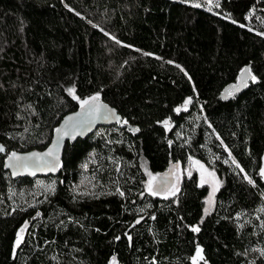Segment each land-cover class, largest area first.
<instances>
[{"label":"trees","instance_id":"1","mask_svg":"<svg viewBox=\"0 0 264 264\" xmlns=\"http://www.w3.org/2000/svg\"><path fill=\"white\" fill-rule=\"evenodd\" d=\"M246 67L257 82L225 98ZM69 89L128 123L12 179L3 159L47 146ZM0 147V264H264V0H0ZM190 160L222 179L208 214L194 170L146 190Z\"/></svg>","mask_w":264,"mask_h":264},{"label":"snow or ice","instance_id":"2","mask_svg":"<svg viewBox=\"0 0 264 264\" xmlns=\"http://www.w3.org/2000/svg\"><path fill=\"white\" fill-rule=\"evenodd\" d=\"M193 7H199V4H193ZM117 43H120L119 41H116ZM145 55H148V53H145ZM179 67V65H177ZM183 71V69H181ZM187 75V73H185ZM241 76L244 77V80L242 81L243 86H247V80L250 79L252 82H257V77L252 74L251 70L248 68H245L243 72L241 73ZM238 90V87L237 89ZM70 94H72L73 99H76L79 103L80 112L77 114L76 117H69L65 123L64 128H56L55 132L57 133V140L52 148H50L46 153L43 155L40 154H32L28 157H21L18 156L16 153H12L10 159L14 160L16 163L14 165H11L13 167H18L22 169H29V168H47L50 171H55L60 165H59V155H58V148L60 143L64 140L65 137H70L71 139H75L76 136L82 135L84 132L91 130L95 122L99 119L108 120L109 118H114L118 123H121L123 125H126L128 122L126 120L121 121V118L116 114V112L112 109H109L107 105L100 103V95L96 94L86 99L78 98L74 94V90L69 89ZM225 98L230 97L233 95V90H225ZM191 98H188L184 103V110H187V105L190 104ZM175 111L179 113L181 111V108H176ZM167 124V121L164 122ZM0 151H3V148L0 147ZM196 163H199L198 161ZM235 163V161H233ZM237 167H240L238 164ZM203 168V165L200 166ZM243 171V169H241ZM150 176L149 181L147 182V191L151 195H158V194H171L175 195V192L173 189L176 187L174 184H171L169 182V179L167 176L159 178V185L157 186V177L152 175L151 173L148 174ZM209 175H212V173H209ZM260 176L264 178V169L260 171ZM248 179L249 183H252L254 185V181L251 180L248 177H245ZM49 190H54L52 186H49ZM119 191V189H117ZM120 195H123L121 192ZM165 198H167V195H165ZM207 211V209H206ZM139 223V221H137ZM27 225L22 227L20 229V232L23 233ZM193 232H198V227L192 228ZM20 239L17 240V245H19ZM197 256L200 255V249H197ZM201 259L203 257H200ZM113 264H115V258H113ZM192 264H196V258L193 257Z\"/></svg>","mask_w":264,"mask_h":264},{"label":"water","instance_id":"3","mask_svg":"<svg viewBox=\"0 0 264 264\" xmlns=\"http://www.w3.org/2000/svg\"><path fill=\"white\" fill-rule=\"evenodd\" d=\"M248 68V67H246ZM244 70V69H243ZM242 70V72H243ZM240 77V78H239ZM244 80V77H242L241 75L238 76V81L235 84H231L229 86H227L224 90L222 95L225 96V90H233V94L238 92L239 90H241V88H243V84L242 81ZM238 87V90H236ZM100 103L107 105V107L109 109H112L116 112V114L118 115L117 111L115 108L111 107L110 105H108L107 103L103 102L102 99H100ZM80 107L78 106L76 110L67 113L66 115L61 117V120L59 121V123L57 124V126L54 128V130H52V136L51 139L49 141V143H47V146L42 149V150H30V151H25V152H14L16 153L18 156L21 157H28L31 156L32 154H40L43 155L44 153H46L50 148L53 147V145L55 144L56 140H57V133L55 132L56 128H64V123L65 121L69 118V117H76L77 114L80 112ZM120 118L121 116L118 115ZM114 124H119L114 118H109L108 120H104V119H99L95 122V124L93 125V127L91 128V130L84 132L82 135H78L76 136L75 139H71L70 137H65L64 140L60 143L59 148H58V155H59V165L61 164V159H62V154H63V149L65 146V143L67 142H75L78 138L80 139H85L87 136H89L90 134H92L95 129H97L98 127H102V126H111ZM13 152L9 153L7 155V157H5L4 162H3V168L5 171H7V173L10 174L12 179H18V178H29V179H34V178H38V177H47V176H55L59 173V169L60 166L55 170V171H50L47 168H29V169H22V168H18V167H13L11 165H14L16 162L14 160H11V154ZM169 166V165H168ZM170 168V166L168 167V169ZM163 173V172H162ZM161 174V173H160Z\"/></svg>","mask_w":264,"mask_h":264},{"label":"rangeland","instance_id":"4","mask_svg":"<svg viewBox=\"0 0 264 264\" xmlns=\"http://www.w3.org/2000/svg\"><path fill=\"white\" fill-rule=\"evenodd\" d=\"M197 160H190V166L186 167L184 170H182L180 168V166H178L179 164H170V168L167 169L166 171H164L161 174L158 175H154L156 176L157 179V186L159 185V178L165 177L167 176L169 179V182L171 184H174L176 187L173 189V191H176L179 185V181H180V177L183 173H185V171L187 172H191L192 170H194L197 174V178L199 180V182L201 184H204L207 186V195L204 199V204H203V212L206 214H208V212H210L213 208V203H214V197H215V193L216 190H218V188H220V185L222 184V179L218 178L217 174L210 168H208L206 165H204V163L198 161L199 163H196ZM203 165V168H201L200 166ZM264 169V168H263ZM209 173H212V175H209ZM149 172L146 171V176H147V182L150 179V176L148 175ZM264 179V178H263ZM36 185V191H37V196L40 195V193L42 191H46L49 188V184L47 182L44 181H37L35 183ZM146 190H147V186H146ZM160 196H165V195H171V194H158ZM21 200V199H20ZM207 209V211H206Z\"/></svg>","mask_w":264,"mask_h":264}]
</instances>
